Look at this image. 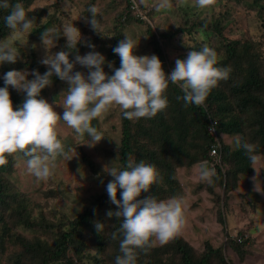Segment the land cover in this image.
Here are the masks:
<instances>
[{"label": "trees", "instance_id": "obj_1", "mask_svg": "<svg viewBox=\"0 0 264 264\" xmlns=\"http://www.w3.org/2000/svg\"><path fill=\"white\" fill-rule=\"evenodd\" d=\"M33 1L21 0L29 18L33 21L31 32L28 34V38L31 41L42 35L45 26L55 28L52 26L54 19L49 18V21L42 23L43 15L38 6L32 10L29 9ZM95 1H87V18L90 15L88 8L90 5H95ZM114 1L116 2L113 6L120 4L123 7L122 11L118 13L119 21L135 18L137 22L147 25L148 34L151 37L152 51L160 57L166 73H170L173 70L167 54L168 44L175 40L181 42L187 35L192 40H195L192 46L193 49L199 50L205 45L214 48L217 51L218 63L221 66H230L231 69L229 77L219 81L201 105H186L182 99L183 92L179 84L169 83L164 93L168 97L167 107L150 118L127 119L123 116V110L118 105H113L102 113L98 119L92 121V124H102L103 120L105 119L104 122H106L107 118L108 123H111L109 126L111 130L114 129L120 135L118 145L122 164L120 167L124 166L128 159L137 162L143 160L146 163L153 162L160 174L163 165L165 169L161 174V178L166 186L165 188H160V184H155L149 196L154 195L157 199H167L176 196L184 201L185 222L179 233L166 242L161 243L156 240L147 248L137 249V264H156L158 258H161V254L170 250H173L172 253L181 256L180 259L183 264H211L214 258L215 261L217 260L221 264H231V261L227 259L223 251L227 252L228 249L231 255L236 253L235 250H238V246L248 240L246 238L248 233L244 230L240 234L236 233L235 236H231L229 232L225 235L223 225L227 227V221L225 222L222 218L218 219L217 212L214 215V211H211L208 207L210 204L207 192L210 195V191L207 184H203V179L198 174L200 162L202 163L208 158L192 154L189 148V145L194 144L188 137V133L196 122L195 118L189 117L188 111L199 115L196 119L200 121L199 129L203 134V140L201 139L202 142L200 140L199 145L202 155L207 152L210 158L215 160L220 158L221 161L225 160L226 163L233 165L232 170L223 172L220 165L215 162L213 164L214 175L212 178L216 175H222L224 179V176L232 174L233 179L229 180L230 182L225 189L226 195H229V201H234L239 196L243 198L242 193H239L238 190L240 186L245 184L246 190L244 192L253 196L248 199V201H252L251 207L252 203L257 207L256 197L260 198L261 193L264 194V175L262 174L260 181H258L262 190L257 191L253 188L252 179L256 171L253 164L255 162L249 159L248 154L242 147L231 148L229 144L222 142V138L226 137V134L240 133L242 134V142L253 143L256 146V161H260L264 156V76L261 74L259 66L256 65L258 60L251 53L250 44L244 43L238 38L227 36L224 34L223 29L226 26L231 27L235 22L233 14L237 17V14L241 13L239 5L244 4L242 1L253 7L254 5H259L260 0H225L223 11L203 17L195 14L192 18L187 17L184 20V24L176 25L163 31H158L157 28L153 30L152 25L144 20L146 18L142 17L154 12L153 8H150V12H146L147 8L144 2L138 3L136 0ZM219 1L222 0H214L211 5L217 4ZM12 2L15 3L16 0H12ZM95 6L98 9L97 18L101 16L100 11L107 10L104 5L98 4ZM113 6L112 8L114 9ZM6 12L7 10H0V39H7L9 35L13 34L6 27L3 20ZM86 24L91 31H94L87 21ZM194 30H200L206 37L214 34L221 41L216 43L204 38V41L199 42L192 34ZM121 39V32H119L114 36L110 44L107 55L108 60L104 65L105 71L109 74L112 73L113 68L120 66V57L112 49ZM94 40L96 41L95 34L93 40L91 39L85 44L80 42L77 49L72 50L70 59L76 54L83 55L93 51L88 47V44H95ZM57 47L59 50H66V42L62 41ZM26 50L24 47L18 48L20 57L15 63L5 62L0 65V77L12 68V64L16 65L17 70L21 71L22 74L27 75L28 73L29 79L32 78L33 69H38L41 73L46 71L47 66L40 63L42 57L38 56L34 49ZM108 62H111L112 67H109ZM76 70L85 73L88 71V69L79 64L75 66L74 71ZM223 84L226 85L225 88L222 87ZM0 86H3L2 79H0ZM67 87V81L53 76L52 83L42 89L40 95L50 101L49 103L53 105L54 109L62 114L64 108L59 103L62 101L64 94L61 93L62 96H52L51 93L53 90L64 91ZM52 88L54 89L50 92ZM9 90L15 108L23 102L25 95L22 91L11 87ZM171 96H174V99H171ZM232 109H236L239 115L231 116L227 119L225 116ZM211 121L217 124V139L208 130ZM134 122H136V128H133ZM115 127L117 128L115 129ZM246 128L251 130L250 138L246 136ZM215 143L220 144L221 154L212 156L210 155V149ZM223 155H225V158H223ZM22 156L27 159L23 153ZM82 157L90 170L97 172V166L93 160L85 154ZM17 163L18 159L15 155L5 154V162L0 164V264H51L61 258H66L65 264H79L78 260L68 258L67 253L69 250L78 255L81 252L79 250L81 247L75 242L76 231H78L80 226L86 227L95 233L100 251L113 254L110 260L114 264V258L119 254V233H117L118 239L115 240L112 239V233L119 229L122 218L106 216L110 221L106 224L107 230L102 232H98L94 227L96 218L102 221L99 216L101 209L107 212L117 208L116 205L110 202L106 188L96 196L94 205L86 207L74 220H70L69 230L61 231L58 240L50 244L40 238L37 240V238H32L25 234V231L41 230L44 226L42 222L38 223L31 217L27 205L23 204L27 194L21 190L20 183L13 176L15 164ZM190 174H192L191 177ZM247 179H252V181L250 180L246 184ZM254 181L257 183L256 180ZM225 182L227 184V180ZM219 186L215 184L214 191H217L216 188H219ZM117 195L119 196V192ZM144 197L147 196L142 192L137 199ZM212 204L217 207L216 202L213 200ZM229 244L233 247L229 246ZM242 258H244V255ZM159 261H162V258ZM95 263L100 264L102 262L96 260Z\"/></svg>", "mask_w": 264, "mask_h": 264}, {"label": "clouds", "instance_id": "obj_2", "mask_svg": "<svg viewBox=\"0 0 264 264\" xmlns=\"http://www.w3.org/2000/svg\"><path fill=\"white\" fill-rule=\"evenodd\" d=\"M209 3L210 0H195L199 8ZM160 6L166 7L167 0H162ZM0 10H7L3 20L13 33L31 32L33 21L21 0L15 3L0 0ZM97 11L95 5L89 6L87 23L101 32ZM59 36L66 38V50L52 51L56 44L53 41ZM82 39L83 34L75 23L64 22L59 32L55 28L45 29L41 35L45 54L40 63L47 66L46 71L41 73L33 69L31 79L28 73L25 75L18 70H9L0 77L3 80V86H0V164L5 162V154L22 152L27 157V170L37 179L46 180L52 175L57 155H66L57 135L58 121L62 120L77 134H86L85 143L95 146L104 136L92 121L109 107L118 105L127 119L150 118L167 107L168 97L164 93L169 83L179 84L186 105H201L231 71L230 66L218 63L217 51L205 45L199 50L192 48L186 58L177 59L174 69L166 73L157 54L137 55L138 44L126 35L112 49L120 57V66L109 74L104 69L106 57L99 51L76 54L70 59L72 50L77 49ZM18 42L23 41L0 39V65L18 60ZM88 47L94 49L95 45L89 43ZM77 64L88 71H74ZM108 64L112 67L111 62ZM53 76L68 83L59 103L64 108L62 114L40 95L41 90L52 83ZM10 87L25 95L23 102L15 108ZM235 146L242 147L249 159L256 161L253 143L237 139ZM107 165L103 171L112 179L105 186L106 192L117 208L107 211L106 216L122 218L119 229L112 233L114 240L118 239L119 233V254L115 256L114 264H137V249L147 248L156 240L166 242L179 233L185 222L184 201L176 196L157 199L154 195L137 199L160 179L159 171L152 163L128 159L122 167ZM199 175L211 182L214 171L202 167ZM256 190H262L258 181ZM94 227L102 232L105 223L97 220Z\"/></svg>", "mask_w": 264, "mask_h": 264}, {"label": "rangeland", "instance_id": "obj_3", "mask_svg": "<svg viewBox=\"0 0 264 264\" xmlns=\"http://www.w3.org/2000/svg\"><path fill=\"white\" fill-rule=\"evenodd\" d=\"M87 1L88 0H34L29 9L32 10L36 6L39 7L41 14L43 15L42 23L47 20L49 21V18L52 20L54 19V24H52V26L55 27L57 32L60 31L64 22L75 23L83 34V39L81 41L83 44L87 41H91V39L93 40L95 34V48L91 49L104 54L106 61L108 60L107 55L110 44L114 36L119 32H121V40L125 39L126 35H128L138 44L136 49L137 55L154 53L152 51L151 37L148 34L147 25L145 23L141 24L137 22L135 18H131L127 21H119L118 13L122 11L123 7L120 4L113 6L116 2L114 0L95 1V5H104L107 7V10L100 11L101 16H98L97 18L101 32L96 30L91 31L86 24L88 19L86 9ZM136 1L138 3L144 2L147 8L145 10L146 12H150V8L154 9L153 13H150V15L147 14V17H142L146 18L144 20L152 25L153 30L157 28L158 31L171 29L176 25L184 24V20L187 17L192 18L195 14L203 17L205 15H212L216 12L219 13L224 10L225 5V0L219 1L214 5H211L214 3V0H210V5L208 4L204 8L197 7L195 0H167L166 7L160 6L162 0ZM242 3L246 4L244 1H242ZM244 4L239 5L241 13H238L237 17L233 14L235 22L231 27L226 26L223 29V32L231 38H238L242 42L250 44V51L258 60L256 65L259 66L260 72L264 76V0H260L259 5H254V9L251 6ZM185 14H187V16H185ZM83 21H85L84 24H82ZM47 28L49 27L45 26L44 29ZM192 34L199 42L204 41V38H208L211 42L216 43L221 41V39L214 34H210L207 37L204 36L200 30H194ZM189 37L190 36L187 35L181 42L175 40L168 44L167 54L173 69L175 67V61L177 59L186 58L188 52L192 50L195 40H192ZM7 39L14 41L22 40V43H17V48L24 47L27 49L26 51L34 49L36 54L40 57H43L45 54V50L41 44V36L36 40L31 41V39L28 38V33H21L19 35L13 33L12 35H9ZM62 41L66 42L64 36H59L57 41H53L54 43L56 42V44L52 51H58L59 49L57 46ZM11 67L12 68L9 70H17L16 65L12 64ZM225 86V84L222 85L223 88H225ZM53 89L54 88H52L50 92ZM64 91L53 90L51 95L62 96V94H64L62 92ZM170 98L174 99V96H171ZM188 115L191 118H195L196 122L188 133V137L194 144L189 145V148L191 149L192 154L208 158L206 161L202 163L200 162L199 172L202 167H207L213 170V164H215V162L220 165L223 172L232 170L233 165L226 163L225 160L221 161L220 158L217 160L212 159L207 152H205V155H202L199 145L203 134L199 129L200 121L196 119L199 115L198 113H192L189 111ZM238 115L239 112H237L236 109H232L228 111V115L225 117L228 119L231 116ZM104 121L105 119L102 124H93L101 132L102 136H104L97 144H95V146H89L85 143L88 139L86 134H77L62 120L57 122V135L61 140L66 155H57L52 175L46 180L37 179L27 170V159L23 158L21 152L17 151L12 153L18 159V163L15 164L13 176L16 177L15 180L20 183L21 190L27 194V198H25L23 204L27 205L31 217H33L38 223L42 222V225L44 226L41 230L25 231L27 236L37 238V240L40 238L42 241H46L50 244L55 243L58 240L61 231L69 230L70 220H74L86 207L92 206V204L94 205L96 196L104 191L106 184L112 179L110 175L103 171L105 165L108 164L107 167L122 165L120 162L121 155L118 147L120 135L117 134L118 132L114 129L111 130V127H109L111 123H108L107 118L106 122ZM116 128L117 127H115V129ZM133 128H136V122H134ZM246 131V136L250 138L251 130L246 128ZM215 138L217 139V137ZM237 139L242 141V134H226V137L222 138V142L229 144L231 148H236L235 141ZM83 154L93 160L94 164L97 166V172H92L90 170L82 157ZM223 158H225V155H223ZM151 163L154 164L153 162ZM253 164L256 169L255 174L252 176L253 188L256 189V182L254 180L257 179V181H260L262 174L264 175V156L260 161L257 160ZM164 169L165 168H163L162 165L161 171L164 172ZM162 172L160 173L159 181L155 184H160V188H165L166 184L161 178ZM191 175L192 174H190V177ZM230 179H233L232 174L224 176V179L222 175H216L211 178V182L202 180L203 184H207L210 191V195L207 192V198L210 204L208 206L209 209L214 211V215L217 212L218 219L222 218L225 222L227 221V227H224L223 225L224 234L226 235V233L229 232L231 236H235L236 233L240 234V232H243L244 230L248 233V236H246L248 240L238 246V250H235L236 253L231 255L228 249L227 252L223 251V253L227 259L231 261V264H264V194L261 193L260 198L256 197L257 207L256 205L254 206L253 203L251 207L252 201H248V199H251L253 196L247 195L244 192L246 190V185L244 184L240 186L238 190L239 193H242L243 198L239 196L236 200L229 201V195H226L225 189L226 185L229 184ZM252 179H247L248 181H246V184L250 180L252 181ZM226 180L227 184L225 182ZM215 184L220 185L219 188H216L217 191H214L213 189ZM154 185H152L148 191H143V194L149 196ZM211 199L216 202L217 207L212 204ZM100 212L99 216L105 223L103 229V231H105L107 230L106 224L110 220L106 218V210L101 209ZM97 220L99 219L96 218L95 221ZM76 233L75 242L81 247V249H79L81 250L79 254L81 256L72 250H69L67 253L68 258L78 260L79 264H96V260H100L102 262L100 264H113V261L110 260L113 254L100 251V246L96 241L94 232L86 227L80 226ZM229 246L232 245L229 244ZM172 252L173 250L162 253L160 256L162 261H159L161 258H158L156 264H183L180 259L181 256ZM243 255L244 258H242ZM65 259L66 258H61L59 261H55L51 264H65ZM211 264L221 263L217 260L215 261L214 258L212 259Z\"/></svg>", "mask_w": 264, "mask_h": 264}, {"label": "built area", "instance_id": "obj_4", "mask_svg": "<svg viewBox=\"0 0 264 264\" xmlns=\"http://www.w3.org/2000/svg\"><path fill=\"white\" fill-rule=\"evenodd\" d=\"M208 130L210 132V134L212 136H217V124L216 122L214 121H211L209 127H208ZM220 144L219 143H215L211 146V149H210V155L212 156H217V155H220ZM240 240V239H239Z\"/></svg>", "mask_w": 264, "mask_h": 264}]
</instances>
